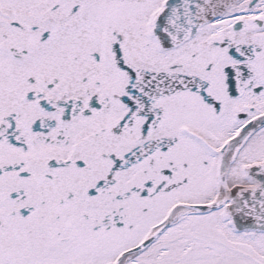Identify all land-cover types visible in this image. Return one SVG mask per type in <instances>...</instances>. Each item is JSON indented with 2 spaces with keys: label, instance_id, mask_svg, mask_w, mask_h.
<instances>
[{
  "label": "snow or ice",
  "instance_id": "obj_1",
  "mask_svg": "<svg viewBox=\"0 0 264 264\" xmlns=\"http://www.w3.org/2000/svg\"><path fill=\"white\" fill-rule=\"evenodd\" d=\"M0 264H264V0H0Z\"/></svg>",
  "mask_w": 264,
  "mask_h": 264
}]
</instances>
